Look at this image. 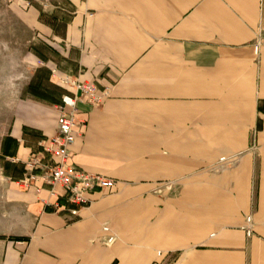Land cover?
I'll use <instances>...</instances> for the list:
<instances>
[{"label":"crops","instance_id":"1","mask_svg":"<svg viewBox=\"0 0 264 264\" xmlns=\"http://www.w3.org/2000/svg\"><path fill=\"white\" fill-rule=\"evenodd\" d=\"M55 2L58 30L30 4L23 88L43 66L42 99L18 95L1 139L0 264H264V0ZM66 77L106 91L76 103L69 161L116 182L73 220L47 185L19 183L56 133Z\"/></svg>","mask_w":264,"mask_h":264},{"label":"built area","instance_id":"2","mask_svg":"<svg viewBox=\"0 0 264 264\" xmlns=\"http://www.w3.org/2000/svg\"><path fill=\"white\" fill-rule=\"evenodd\" d=\"M61 83L68 84L72 91L65 93L58 105L56 133L50 138L40 141L42 155H32L26 160L24 174L19 181L22 187L27 188L40 181L49 187L52 194L57 195L54 204L56 212L64 213L68 220L78 217L79 209L90 202L89 192L95 188H110L116 184L115 180L97 173L88 172L69 161L70 146L76 137L81 136L85 123L76 118V103L84 101L92 107L102 104L106 91H98L93 82H82L77 78H60ZM238 155L219 158V166L233 165ZM57 189L60 190L57 193ZM249 235L251 233V215L245 217ZM104 232H108L107 225L102 226ZM115 236H105V243L114 241Z\"/></svg>","mask_w":264,"mask_h":264},{"label":"rangeland","instance_id":"3","mask_svg":"<svg viewBox=\"0 0 264 264\" xmlns=\"http://www.w3.org/2000/svg\"><path fill=\"white\" fill-rule=\"evenodd\" d=\"M30 2L46 15H66L51 6L56 5L55 0H0V141L8 128L14 102L23 94L29 77L30 63L25 53L35 41L30 29ZM1 163L0 160V166Z\"/></svg>","mask_w":264,"mask_h":264},{"label":"trees","instance_id":"4","mask_svg":"<svg viewBox=\"0 0 264 264\" xmlns=\"http://www.w3.org/2000/svg\"><path fill=\"white\" fill-rule=\"evenodd\" d=\"M31 5H33L38 10V12H39L38 19L41 22L48 23L52 27V29L58 30V28L64 24L65 20L63 18H59L55 14L46 15L40 7H38L34 3L33 4L31 3ZM30 49H33V47L30 46ZM40 57H42L41 54H40ZM42 68H44V67L42 66V67L36 68L33 76L29 80L28 84L24 87V92H28L33 97H36L38 99H42V94H43L42 83L44 82V78L46 77V74L48 75V71H46V70L44 71V70H42ZM43 76H45V77L42 78ZM37 78L39 79V84L35 83V81H37ZM46 79H47V77H46ZM22 132H23V136H25V135H28L29 137H30V135L33 137H40L41 136L38 131H36L33 128L27 127V126H23ZM5 141H6V137H4L3 140L1 141L0 152H2V150H3V145H4ZM24 143L30 144V140H28V142L24 141ZM0 158H1V155H0ZM6 164H7V162H4V168H5Z\"/></svg>","mask_w":264,"mask_h":264}]
</instances>
